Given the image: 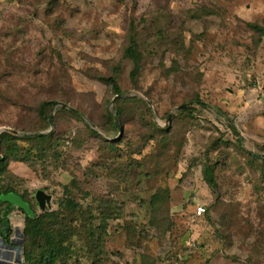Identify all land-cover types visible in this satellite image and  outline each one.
<instances>
[{"label": "rangeland", "instance_id": "374dc122", "mask_svg": "<svg viewBox=\"0 0 264 264\" xmlns=\"http://www.w3.org/2000/svg\"><path fill=\"white\" fill-rule=\"evenodd\" d=\"M248 23L264 26V0H0V134L60 138L59 162L12 161L3 183L63 218L64 263L264 264V36ZM133 29L135 80L124 56ZM117 73L121 93L102 79ZM50 100L63 105L43 120ZM181 105L194 107L185 121ZM151 120L173 133L152 138ZM73 174L79 205L64 210ZM10 216L21 245L25 215Z\"/></svg>", "mask_w": 264, "mask_h": 264}, {"label": "trees", "instance_id": "16d2710c", "mask_svg": "<svg viewBox=\"0 0 264 264\" xmlns=\"http://www.w3.org/2000/svg\"><path fill=\"white\" fill-rule=\"evenodd\" d=\"M249 28L259 33L261 36H264V26H260L255 23H248ZM138 32L133 29L130 33V44L124 50V56L131 60L135 66V70L133 71V79L135 80L139 76V72L142 69V51L139 47V42L137 39ZM118 73L114 76H110L109 78H102L104 81L108 83V85L115 90L116 93H121L122 90L118 84ZM136 100V99H135ZM60 102L58 100H50L45 101L39 105L37 108V115L43 119H48V112L58 105ZM200 106H205V103L202 99L198 98L195 102ZM145 104V103H144ZM62 111L68 112L75 117L80 118V115L75 112L68 111L65 107L61 108ZM148 113L151 115V111L147 108ZM220 113L227 115L225 112L219 110ZM194 113V107H186L181 109L177 115L185 114V117L181 120L185 121V118H189ZM117 114L119 118L123 119L124 111L120 108L117 110ZM228 117V116H227ZM174 120H177L175 117ZM228 127L235 133L236 139L238 142H241V139L238 138V133L233 122L230 121L229 117ZM112 130L117 131L118 127L113 120L111 121ZM147 130L150 132V136L155 138L157 136L165 137L173 133V128L171 125L168 127H160L157 126L152 120L147 121ZM60 138L54 137L52 133H33V134H15L9 131H4L0 134V234L4 242H10V221L9 215L15 210L16 206H12L9 202H4L1 200L2 195H6L8 193H16L20 195L26 202H28L34 211L33 216L27 215L24 210L19 207H16L19 211H21L25 215V227L23 231L24 240L22 244V254L24 255V259L26 264H66L63 262V254L66 249L64 242L67 238L68 228L63 227L64 221L63 218H60L59 213L48 214L51 216V219L45 218L47 214H38L35 210L33 201L29 200L28 196L24 193L20 192L15 184L9 182L4 184V180L7 176L11 175L10 173V164L12 161H20L28 163L31 167H37L38 162H59L60 153L57 151V147L59 146ZM220 138H216L214 144H220ZM241 144V143H240ZM110 145H113L111 143ZM254 160L257 161V158L253 157ZM62 159V155H61ZM63 169H65L63 167ZM15 178V177H14ZM204 179L207 184L213 190H217V182L214 176V169L211 166L206 165L204 168ZM2 180V181H1ZM78 179L76 175L73 174V179L71 180L70 185L64 186V199L61 202V207L65 210V208H71L76 210L79 204H74L72 199L75 191L73 189H79ZM36 198V196H35ZM37 200V198H36ZM38 202V201H37ZM153 202V200H152ZM39 203V202H38ZM41 206L40 203L38 204ZM45 206L41 208V210H45ZM205 214V213H204ZM203 214V215H204ZM73 215V214H71ZM62 222V226H61ZM87 225L93 226L92 221L88 223H83L81 226V231L75 229L77 227H72V231H78L79 233L84 232V236L82 239L88 240L89 235L94 237V233L91 231L87 234L86 228ZM101 229L105 232L106 227H99L98 230ZM3 231L6 232V235L3 234ZM100 236V235H99ZM101 237V236H100ZM79 241V240H78ZM89 245L91 244V239L89 240ZM25 251V253H24ZM37 252L38 255L36 257H32L31 253ZM147 258V257H144ZM61 262V263H60Z\"/></svg>", "mask_w": 264, "mask_h": 264}, {"label": "water", "instance_id": "95a60500", "mask_svg": "<svg viewBox=\"0 0 264 264\" xmlns=\"http://www.w3.org/2000/svg\"><path fill=\"white\" fill-rule=\"evenodd\" d=\"M59 104H61V105H63L62 103H59ZM150 104V103H149ZM184 106L183 105H181V106H179L177 109L178 110H180V109H182ZM172 117V114H170V117H169V119ZM52 118H53V115L51 114V116H50V122H52ZM116 118V120H117V117H115ZM119 128H120V134H122V132H123V129H122V127L119 125ZM3 132V131H2ZM13 133H15V134H19V132L18 131H13ZM257 158H259V159H264V157H260V156H256ZM1 200L2 201H4V202H9L12 206H16V207H19V208H21L22 210H24V212L27 214V215H29V216H33V214H34V211L32 210V208H31V206H30V204L28 203V202H26L20 195H18V194H16V193H13V192H11V193H8V194H6V195H2L1 196ZM41 205V204H40ZM42 207L44 206V204L43 205H41ZM0 237H1V234H0ZM1 239V238H0ZM2 240V239H1ZM14 242V241H13ZM15 243V242H14ZM22 245V244H21ZM20 244H18V245H15V248L19 251V254H18V256H17V261L18 262H21L22 264H26V262L25 261H23L22 260V256H21V253H20V251H21V249H22V246H21ZM1 261V260H0Z\"/></svg>", "mask_w": 264, "mask_h": 264}, {"label": "flooded vegetation", "instance_id": "af4514ba", "mask_svg": "<svg viewBox=\"0 0 264 264\" xmlns=\"http://www.w3.org/2000/svg\"><path fill=\"white\" fill-rule=\"evenodd\" d=\"M12 239H10L9 243H1V247H3L2 249H0V257L3 258V261L0 262V264H12L11 261L14 260V251L15 248L14 246L11 244Z\"/></svg>", "mask_w": 264, "mask_h": 264}, {"label": "built area", "instance_id": "2783aa9c", "mask_svg": "<svg viewBox=\"0 0 264 264\" xmlns=\"http://www.w3.org/2000/svg\"><path fill=\"white\" fill-rule=\"evenodd\" d=\"M205 211H206V208H205L204 206L198 205V206L196 207L195 214H196V216H202V215L205 213ZM0 242L3 243L2 240H0ZM20 253H21V251H20ZM18 254H19V251H18L17 249H15V251H14V260L11 261L12 264H22L21 262H18V261H17V256H18ZM22 260H23V259H22ZM2 261H3V258H1V262H2ZM23 261H24V260H23Z\"/></svg>", "mask_w": 264, "mask_h": 264}, {"label": "clouds", "instance_id": "9594fccd", "mask_svg": "<svg viewBox=\"0 0 264 264\" xmlns=\"http://www.w3.org/2000/svg\"><path fill=\"white\" fill-rule=\"evenodd\" d=\"M0 238L2 239V237H0ZM1 239H0V240H1ZM2 241H3V239H2ZM3 243H4V241H3ZM11 244H12V245L14 246V248H15V245H16V244H15L14 242H11ZM15 249H16V248H15ZM21 253H22V249H21ZM21 256H22V255H21Z\"/></svg>", "mask_w": 264, "mask_h": 264}, {"label": "crops", "instance_id": "0c3cea01", "mask_svg": "<svg viewBox=\"0 0 264 264\" xmlns=\"http://www.w3.org/2000/svg\"><path fill=\"white\" fill-rule=\"evenodd\" d=\"M10 216V215H9ZM11 217V216H10Z\"/></svg>", "mask_w": 264, "mask_h": 264}]
</instances>
